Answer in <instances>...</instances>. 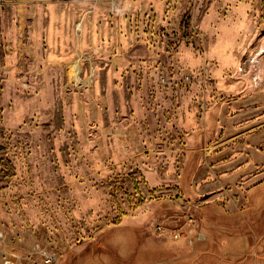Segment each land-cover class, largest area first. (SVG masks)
Returning a JSON list of instances; mask_svg holds the SVG:
<instances>
[{
    "label": "rangeland",
    "instance_id": "374dc122",
    "mask_svg": "<svg viewBox=\"0 0 264 264\" xmlns=\"http://www.w3.org/2000/svg\"><path fill=\"white\" fill-rule=\"evenodd\" d=\"M264 0L0 4V264H264Z\"/></svg>",
    "mask_w": 264,
    "mask_h": 264
},
{
    "label": "built area",
    "instance_id": "2783aa9c",
    "mask_svg": "<svg viewBox=\"0 0 264 264\" xmlns=\"http://www.w3.org/2000/svg\"><path fill=\"white\" fill-rule=\"evenodd\" d=\"M5 0H0V4ZM253 83L256 88L261 87L264 84V78L260 73H257L253 77Z\"/></svg>",
    "mask_w": 264,
    "mask_h": 264
}]
</instances>
